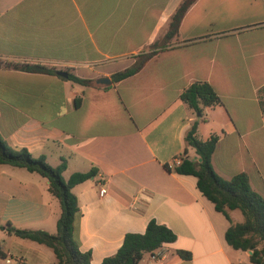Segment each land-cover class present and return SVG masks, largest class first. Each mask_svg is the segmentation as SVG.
Returning <instances> with one entry per match:
<instances>
[{"label":"crops","instance_id":"0c3cea01","mask_svg":"<svg viewBox=\"0 0 264 264\" xmlns=\"http://www.w3.org/2000/svg\"><path fill=\"white\" fill-rule=\"evenodd\" d=\"M182 1L0 0V136L52 167L66 160L65 180L97 170L73 189L80 250L93 264L114 255L127 233L143 234L152 219L177 240L138 264H252L251 252L227 244L231 223L199 191L197 178L165 164L184 155L195 119L181 94L206 82L222 101L205 110L197 131L204 141L220 135L214 170L226 180L246 173L264 197V0H197L166 40ZM151 50L157 53L140 72L97 87ZM58 71L92 82L74 83ZM184 156L199 162L193 148ZM235 211L232 222H243ZM60 214L46 178L0 164V224L54 234ZM0 264L58 263L47 246L0 230Z\"/></svg>","mask_w":264,"mask_h":264},{"label":"trees","instance_id":"16d2710c","mask_svg":"<svg viewBox=\"0 0 264 264\" xmlns=\"http://www.w3.org/2000/svg\"><path fill=\"white\" fill-rule=\"evenodd\" d=\"M197 0H183L171 17L166 40L174 38L180 24ZM155 46V45H154ZM151 47V49L154 48ZM151 50L139 54L133 65L111 75V82L118 83L140 72L156 55ZM23 71L40 74H56L53 68L41 65H14ZM74 83L88 85L92 81L79 78L68 72L66 78ZM98 88L109 86L97 85ZM181 99L187 110L195 115L191 127L185 134L184 155L193 148L200 162L181 158L179 165L173 162L165 164L169 172L180 175H191L197 178L199 191L214 204L215 210L225 216L231 223L226 231L225 240L235 250L251 252L252 264H264V197L255 191L246 173H239L229 180L219 176L213 167V154L220 139L219 134H213L207 140L198 138L197 131L200 122L206 120L205 110L222 104L213 87L206 82H197L189 86L181 94ZM261 108L264 113V88L261 90ZM78 103V100H77ZM0 164L26 169L38 173L49 181V192L58 199L61 214L57 221L56 233L43 230H28L13 227L10 223L0 224V230H5L18 238L30 240L52 249L58 264H93L90 252L80 250L78 223L81 216L79 201L73 189L75 186L97 176V170L86 173H73L65 180L63 173L67 169L66 160L57 167H52L45 156L34 157L26 148L12 146L0 136ZM238 210L243 215V222L234 224L230 212ZM177 235L165 224L156 220L149 221L143 234L127 233L118 251L106 257L101 264H138L145 255L154 254L163 245L173 243ZM182 259H191V253L179 251Z\"/></svg>","mask_w":264,"mask_h":264},{"label":"water","instance_id":"95a60500","mask_svg":"<svg viewBox=\"0 0 264 264\" xmlns=\"http://www.w3.org/2000/svg\"><path fill=\"white\" fill-rule=\"evenodd\" d=\"M58 75L61 76V77L67 78L68 72L67 71H58ZM97 83L99 85H102V86H108L112 82H111L110 78H101V79L97 80ZM198 161L200 162V159H198Z\"/></svg>","mask_w":264,"mask_h":264},{"label":"built area","instance_id":"2783aa9c","mask_svg":"<svg viewBox=\"0 0 264 264\" xmlns=\"http://www.w3.org/2000/svg\"><path fill=\"white\" fill-rule=\"evenodd\" d=\"M181 158L182 156H178L176 157L174 160H173V163L176 164V165H179L180 162H181ZM106 188L105 187H101L100 189V195L103 196L104 194H106Z\"/></svg>","mask_w":264,"mask_h":264},{"label":"rangeland","instance_id":"374dc122","mask_svg":"<svg viewBox=\"0 0 264 264\" xmlns=\"http://www.w3.org/2000/svg\"><path fill=\"white\" fill-rule=\"evenodd\" d=\"M235 216H237V218L240 220V221H242L243 220V215H242V213L240 212V211H235V214H234ZM17 239V238H16ZM17 240H19V239H17ZM247 262H249V259L248 258H244Z\"/></svg>","mask_w":264,"mask_h":264}]
</instances>
